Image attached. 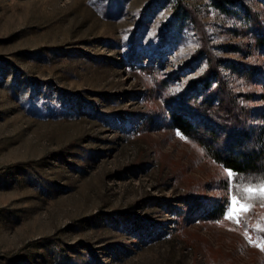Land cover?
Listing matches in <instances>:
<instances>
[{
	"label": "rangeland",
	"instance_id": "1",
	"mask_svg": "<svg viewBox=\"0 0 264 264\" xmlns=\"http://www.w3.org/2000/svg\"><path fill=\"white\" fill-rule=\"evenodd\" d=\"M214 1L182 0L191 19L160 46L176 0H0V264H264V201L239 223L202 214L264 177L229 188L169 120L204 47L259 103L264 53L241 8L264 27V0Z\"/></svg>",
	"mask_w": 264,
	"mask_h": 264
},
{
	"label": "trees",
	"instance_id": "2",
	"mask_svg": "<svg viewBox=\"0 0 264 264\" xmlns=\"http://www.w3.org/2000/svg\"><path fill=\"white\" fill-rule=\"evenodd\" d=\"M214 2L224 13L233 10V0ZM241 9L253 21L257 36L255 43L264 53V27L249 7L243 5ZM190 19L189 7L182 0H176L169 30L171 35L167 41H161L160 46L179 35L180 29ZM206 50L205 47L198 50L192 60L197 61L205 56L208 62L202 76L187 85L186 90L191 91L190 96L181 94L179 99L170 103L168 114L171 125L182 134L197 140L206 155L223 168L232 169L239 176L264 177V86L258 95V105L253 106L251 103L254 95L235 94L219 72L224 59L213 58ZM261 78L259 75L258 79ZM206 91L209 92L202 95ZM255 109L257 116L253 117ZM253 118L256 123H253ZM225 208V202L218 203L205 209L202 214L210 218L221 217Z\"/></svg>",
	"mask_w": 264,
	"mask_h": 264
},
{
	"label": "snow or ice",
	"instance_id": "3",
	"mask_svg": "<svg viewBox=\"0 0 264 264\" xmlns=\"http://www.w3.org/2000/svg\"><path fill=\"white\" fill-rule=\"evenodd\" d=\"M177 135L181 139H187L185 136L181 134L179 130H177ZM225 172L227 173V180L229 188L234 187L233 181L235 179V176L237 173L234 172L232 169H225ZM243 191L245 193V199L241 200L239 197H237L235 194L230 195L228 199V208L231 209V211H225L224 212V218L226 220L232 221L234 223H239L240 218L247 214L250 210V203L249 201L253 198H258L261 201H264V180H261L258 184H251L249 183L247 186L243 188ZM233 213H237L236 215H233ZM219 224V221H216ZM261 231H264V229H260ZM256 246L260 247L261 250H264V244H257Z\"/></svg>",
	"mask_w": 264,
	"mask_h": 264
}]
</instances>
